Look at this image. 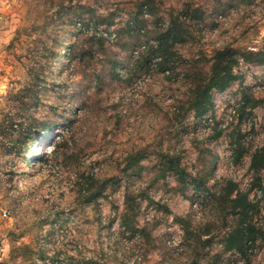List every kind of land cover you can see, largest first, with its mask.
Segmentation results:
<instances>
[{
    "label": "rangeland",
    "instance_id": "1",
    "mask_svg": "<svg viewBox=\"0 0 264 264\" xmlns=\"http://www.w3.org/2000/svg\"><path fill=\"white\" fill-rule=\"evenodd\" d=\"M169 23L170 69L139 53ZM250 52L264 0H0V264H264Z\"/></svg>",
    "mask_w": 264,
    "mask_h": 264
},
{
    "label": "trees",
    "instance_id": "2",
    "mask_svg": "<svg viewBox=\"0 0 264 264\" xmlns=\"http://www.w3.org/2000/svg\"><path fill=\"white\" fill-rule=\"evenodd\" d=\"M174 24L180 26L181 22L179 19H174ZM170 24V23H169ZM174 25V26H175ZM171 26V24H170ZM167 26L166 30L164 32L158 33L157 37L154 39V43L148 42L150 44H143V50L140 53V55L143 56V54H146L145 60L146 62L149 61V59H155L158 60L156 64L160 65L162 64L163 67H167L170 69L172 66L171 58L167 53V44L172 46L179 40L177 39L178 30H174L172 26ZM147 53H150L151 57ZM139 56V54H137ZM217 58L214 62V67L212 70L211 76L208 75L207 81L202 86H198L197 91L194 92V105H196V111H198L199 108H204L206 102L208 103L211 98V91L212 90H219L222 91L228 87V84L235 79V76L233 75V66L235 65L237 58L236 54L233 50H226V51H220L216 54ZM242 57H244L247 61H254L259 64H264V58L261 54H254V53H246L241 54ZM253 57V58H252ZM66 60L60 64L61 67L66 66ZM168 72V71H166ZM205 79V78H204ZM252 166L255 167L258 170L264 171V147L261 149L256 150L252 156H251ZM258 187L260 191L264 194V182L258 184ZM240 232V231H239ZM238 232V233H239ZM237 235L239 236L240 233ZM236 239L233 240L232 244L228 246V249H240V244Z\"/></svg>",
    "mask_w": 264,
    "mask_h": 264
},
{
    "label": "built area",
    "instance_id": "3",
    "mask_svg": "<svg viewBox=\"0 0 264 264\" xmlns=\"http://www.w3.org/2000/svg\"><path fill=\"white\" fill-rule=\"evenodd\" d=\"M2 216H3V217H5V216H6V213H5V212H3Z\"/></svg>",
    "mask_w": 264,
    "mask_h": 264
}]
</instances>
